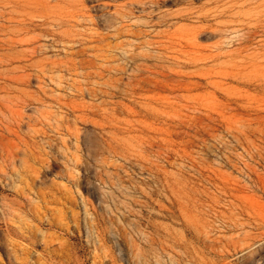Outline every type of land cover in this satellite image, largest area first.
Listing matches in <instances>:
<instances>
[{
	"label": "rangeland",
	"instance_id": "rangeland-1",
	"mask_svg": "<svg viewBox=\"0 0 264 264\" xmlns=\"http://www.w3.org/2000/svg\"><path fill=\"white\" fill-rule=\"evenodd\" d=\"M261 185L264 0H0V264H264Z\"/></svg>",
	"mask_w": 264,
	"mask_h": 264
},
{
	"label": "bare ground",
	"instance_id": "bare-ground-1",
	"mask_svg": "<svg viewBox=\"0 0 264 264\" xmlns=\"http://www.w3.org/2000/svg\"><path fill=\"white\" fill-rule=\"evenodd\" d=\"M240 186V185H239ZM251 186V185H250ZM258 186V185H257ZM261 190L263 191V194H264V185H261ZM243 188H245V187H243ZM249 190H251V189H249ZM232 193V192H231ZM253 194H255V193H253ZM228 196V195H227ZM245 197V196H244ZM235 199V198H234ZM238 203V202H237ZM11 229V228H10ZM11 233V232H10ZM8 234V233H7ZM9 235V234H8ZM260 236H262L263 238H264V233H262ZM260 239V238H259ZM243 241V240H242ZM250 241V240H249ZM244 243H246V242H244ZM242 245V244H241ZM10 246H13V245H11L10 244ZM261 246V245H260ZM259 247V246H258ZM10 248H12V247H10ZM250 248V246H246V247H244V249L243 250H248ZM250 253V252H249ZM251 254V253H250Z\"/></svg>",
	"mask_w": 264,
	"mask_h": 264
}]
</instances>
